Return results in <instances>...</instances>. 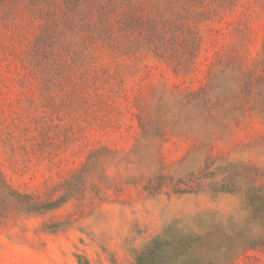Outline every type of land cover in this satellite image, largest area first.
Listing matches in <instances>:
<instances>
[{
	"label": "rangeland",
	"instance_id": "rangeland-1",
	"mask_svg": "<svg viewBox=\"0 0 264 264\" xmlns=\"http://www.w3.org/2000/svg\"><path fill=\"white\" fill-rule=\"evenodd\" d=\"M128 1L99 46L0 5V264H264L252 176L187 183L264 187V0Z\"/></svg>",
	"mask_w": 264,
	"mask_h": 264
},
{
	"label": "trees",
	"instance_id": "trees-1",
	"mask_svg": "<svg viewBox=\"0 0 264 264\" xmlns=\"http://www.w3.org/2000/svg\"><path fill=\"white\" fill-rule=\"evenodd\" d=\"M128 0H0L1 7H6L5 12L11 14L12 10L22 3L30 12L46 20L45 34L57 39L62 38L69 31L75 34H84L85 42H92V45L99 46V40L104 41L110 38L107 34L109 23L117 16L120 8L128 5ZM218 159L208 163V166L199 171V174L192 172L187 180L194 188L197 182L201 186V180L206 177L215 176L221 170L225 173L224 180L219 183V187L225 191L238 190L233 179L236 176H252L251 184L247 188V195L251 198L252 205L256 210L261 211L264 216V187L254 184L253 169L245 165L221 164L216 165ZM215 165V168H211ZM166 176L159 175L160 180ZM156 184L157 188L162 185L161 181ZM173 187L175 193L190 191L183 188L180 183ZM151 185V184H150ZM147 186V189H155V186ZM196 186V187H197ZM151 187V188H150ZM56 202L46 206L55 205ZM133 264H165L160 248H146L139 252Z\"/></svg>",
	"mask_w": 264,
	"mask_h": 264
}]
</instances>
